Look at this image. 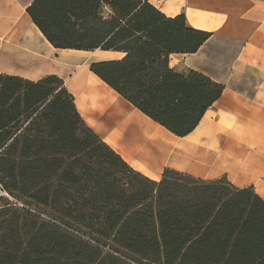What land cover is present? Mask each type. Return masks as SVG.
<instances>
[{
	"label": "trees",
	"instance_id": "obj_1",
	"mask_svg": "<svg viewBox=\"0 0 264 264\" xmlns=\"http://www.w3.org/2000/svg\"><path fill=\"white\" fill-rule=\"evenodd\" d=\"M26 11L54 48L121 53L90 70L177 136L222 92L202 72L170 66L172 53L210 36L183 14L148 0H32ZM0 188L88 234L0 196V264H264V199L252 187L134 171L56 75L0 73Z\"/></svg>",
	"mask_w": 264,
	"mask_h": 264
},
{
	"label": "crops",
	"instance_id": "obj_2",
	"mask_svg": "<svg viewBox=\"0 0 264 264\" xmlns=\"http://www.w3.org/2000/svg\"><path fill=\"white\" fill-rule=\"evenodd\" d=\"M31 2L0 0V73L62 79L85 124L149 179L158 181L165 169L202 180L225 177L264 199V0H148L165 15L183 14L186 26L210 33L197 51L169 57L176 70L202 72L223 86L184 136L158 124L90 70L104 59L51 46L26 11ZM71 50L76 52H63Z\"/></svg>",
	"mask_w": 264,
	"mask_h": 264
},
{
	"label": "rangeland",
	"instance_id": "obj_3",
	"mask_svg": "<svg viewBox=\"0 0 264 264\" xmlns=\"http://www.w3.org/2000/svg\"><path fill=\"white\" fill-rule=\"evenodd\" d=\"M55 52H59L58 50H56ZM86 56H88L89 57V59H91V60H96V59H107L108 57H110V55H101V54H86ZM126 174H125V176H124V178H128L129 177V173L128 172H125ZM11 198H13V199H10L11 201H13L14 203H16L18 206H21V205H19V203L18 202H20V204H23V205H25L26 206V208H28L30 211H32L33 213H37V214H39L42 218H44V219H47V220H49V219H52V218H54V220L55 221H57V222H59L58 224H66L68 227H69V229L70 228H72V229H74V230H78L79 232H81V233H83V234H85V235H88L87 233H85V232H83L82 230H80L79 228H77V227H75V225H73V224H70V223H67V222H65V221H62L60 218H58V217H55V216H53V215H51L49 212H47L44 208H42V207H38V206H36V205H28V204H26L23 200H21V199H19V198H17V197H12V196H10ZM90 236V235H89ZM95 239V238H94ZM96 240H97V238H96ZM99 241V240H98ZM101 242V241H100Z\"/></svg>",
	"mask_w": 264,
	"mask_h": 264
},
{
	"label": "bare ground",
	"instance_id": "obj_4",
	"mask_svg": "<svg viewBox=\"0 0 264 264\" xmlns=\"http://www.w3.org/2000/svg\"><path fill=\"white\" fill-rule=\"evenodd\" d=\"M63 52L67 53V54H70V52H76V51L71 50V51H63ZM81 52H79V53L80 54L84 53L83 55H85V56H86V54H101V55H105V54L107 55L108 54V55H110V57H108V58H115L114 56H116V55H114L115 53L113 54V52H110V51L104 52V51H101V50H94V51H84L83 53H81ZM118 56H121L120 53H119Z\"/></svg>",
	"mask_w": 264,
	"mask_h": 264
},
{
	"label": "built area",
	"instance_id": "obj_5",
	"mask_svg": "<svg viewBox=\"0 0 264 264\" xmlns=\"http://www.w3.org/2000/svg\"><path fill=\"white\" fill-rule=\"evenodd\" d=\"M0 196H6V197H8L9 199H13V198H11L5 191H3L1 188H0ZM14 200V199H13ZM15 201V200H14ZM19 203V205H21V206H24V207H26L25 205H23V204H20V202H18Z\"/></svg>",
	"mask_w": 264,
	"mask_h": 264
}]
</instances>
